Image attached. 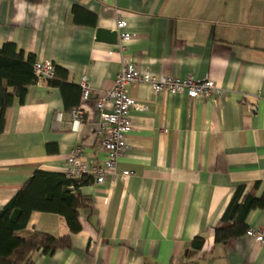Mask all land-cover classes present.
<instances>
[{
  "label": "crops",
  "instance_id": "crops-1",
  "mask_svg": "<svg viewBox=\"0 0 264 264\" xmlns=\"http://www.w3.org/2000/svg\"><path fill=\"white\" fill-rule=\"evenodd\" d=\"M120 17L131 33L123 53L118 40L96 38L98 29L116 31ZM7 42L66 74L57 86L28 85L23 102L14 97L0 111V209L34 170L63 173L76 147L103 164L99 115L93 96L81 103L80 83L109 89L123 56L139 70L209 78L222 89L215 101L128 85L145 109L130 112L115 171L133 175L79 187L91 202L79 209L78 232L61 214L32 211L18 236L37 230L72 243L36 251L34 264H264V243L247 234L214 241L237 185L259 181L256 195L264 192V0H0V47ZM80 103L74 131L70 110ZM245 223L263 226L264 208L250 210Z\"/></svg>",
  "mask_w": 264,
  "mask_h": 264
},
{
  "label": "trees",
  "instance_id": "trees-1",
  "mask_svg": "<svg viewBox=\"0 0 264 264\" xmlns=\"http://www.w3.org/2000/svg\"><path fill=\"white\" fill-rule=\"evenodd\" d=\"M34 57H26L17 51L14 42L0 47V111L12 103L14 97L23 102L28 85L36 82L33 73ZM66 72L55 67V77L49 85L61 84L60 73ZM3 119L0 116V131ZM89 176L71 179L62 172H50L36 169L23 183L20 189L0 209V264H34L32 254L41 250L52 253L58 249H70L69 236L55 237L42 231H33L28 237H20L17 231L25 228L32 211L53 212L64 216L71 232H78L79 209L90 206V198L83 196L79 187L91 183ZM259 181L253 182L246 190L245 184L237 185L214 228L215 243L226 244L245 234V218L252 209L264 208V192L256 195ZM193 245L200 248L202 237H196Z\"/></svg>",
  "mask_w": 264,
  "mask_h": 264
},
{
  "label": "built area",
  "instance_id": "built-area-1",
  "mask_svg": "<svg viewBox=\"0 0 264 264\" xmlns=\"http://www.w3.org/2000/svg\"><path fill=\"white\" fill-rule=\"evenodd\" d=\"M127 21L118 18L116 32L118 48L124 52L131 33L127 30ZM33 73L36 82L47 83L55 77V66L49 60H34ZM134 83H146L155 92L165 91L170 94H185L189 99L212 97L217 101L222 95V89L209 78L198 79L193 75L177 77L165 73L154 74L148 69L139 70L127 57L123 56L121 66L109 89L94 91L86 78L80 83L81 103L93 96L94 107L98 112L97 133L100 135L99 147L105 153L103 164L94 165L87 162L81 148L72 149L66 158L63 173L66 177L76 179L89 176L95 183H101L109 178L114 183L119 176L124 180L133 175L132 171H122L117 175L115 168L118 159L123 156L128 145L126 135L131 129L130 112L144 110V103L129 96L127 86ZM78 104L70 110V125L74 131L78 130L84 109ZM249 112L255 111V106L248 105ZM245 234L256 241L264 243V225L256 229H248Z\"/></svg>",
  "mask_w": 264,
  "mask_h": 264
},
{
  "label": "water",
  "instance_id": "water-1",
  "mask_svg": "<svg viewBox=\"0 0 264 264\" xmlns=\"http://www.w3.org/2000/svg\"><path fill=\"white\" fill-rule=\"evenodd\" d=\"M96 38L101 41H107L110 43H116L117 41V32L108 31L104 29H98L96 33Z\"/></svg>",
  "mask_w": 264,
  "mask_h": 264
}]
</instances>
